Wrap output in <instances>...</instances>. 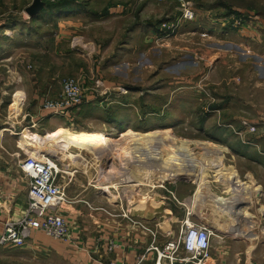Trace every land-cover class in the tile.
I'll use <instances>...</instances> for the list:
<instances>
[{
	"label": "rangeland",
	"instance_id": "1",
	"mask_svg": "<svg viewBox=\"0 0 264 264\" xmlns=\"http://www.w3.org/2000/svg\"><path fill=\"white\" fill-rule=\"evenodd\" d=\"M31 1L0 0V43H7L0 44V135L8 149L15 148L22 155L53 154L59 167L69 173L61 178L66 191L77 175L80 183L100 186L104 195H117V189L131 206L124 207L126 211L150 218L153 200L143 202L148 195L155 197L153 179L187 176L176 173L172 164L176 148L191 160L187 140L216 144L191 122L253 119V57L235 44L241 28L232 26L233 13L220 0L210 2L221 15L202 18L207 19L202 21L207 29L202 31L204 36L200 33L178 40L173 38L180 34L165 36L159 29V23L177 15L175 2L148 0L142 6L144 0H42L41 9L31 17L26 12ZM231 1L255 4L254 0ZM63 2L72 11L50 10ZM250 20L244 24L249 25ZM61 33L64 37L59 39ZM67 77L78 79L84 87L80 105L65 117L47 115L49 121L41 127L32 128L28 115L21 126L10 125V118L21 114V109L40 112L41 99L56 96ZM242 77L246 82L243 90ZM42 78L47 80L45 86L39 83ZM171 122L178 124L162 128ZM129 129L143 135L122 138L123 131ZM25 131H30V136L22 138ZM60 133L81 140L113 141L98 150L99 156L66 148L65 142L63 152L54 143ZM17 140L19 148L12 147ZM191 148L196 155L204 152L202 144H191ZM228 167L226 164L222 171L234 170ZM170 168L168 174L173 176L164 174ZM138 205L141 207L136 209ZM214 226L212 249L221 242L219 225ZM178 227L173 224L175 232ZM25 243L0 244V257L12 259L7 263L0 260V264H70L54 252L29 251L23 248Z\"/></svg>",
	"mask_w": 264,
	"mask_h": 264
},
{
	"label": "crops",
	"instance_id": "2",
	"mask_svg": "<svg viewBox=\"0 0 264 264\" xmlns=\"http://www.w3.org/2000/svg\"><path fill=\"white\" fill-rule=\"evenodd\" d=\"M147 1L142 0V6H146ZM188 1L192 4L196 17L184 22L173 34L180 35L173 39L198 36L207 30L202 22L207 19L202 18L221 15L217 13L219 10L214 8L211 0ZM168 2L172 3L169 0L161 3ZM254 2L250 6L238 5L231 0H220L219 3H223L224 8L240 11L247 19H251V24L237 31L235 44L242 50L249 51L253 57L251 94L255 108L253 119L249 122L255 125L256 130L251 132L239 120L191 122L193 128L202 131V135L216 144L203 140H187L192 160L190 164L193 165L192 173L186 177L165 178L162 185L157 183L159 180L156 177L155 197L148 195L143 202L148 204L153 200L154 205L150 204L154 206V214L150 218L145 216L143 221L149 225L159 224L156 241L160 245L170 238L171 233L177 232L173 229V224L177 223L179 226L185 217L212 228L218 224L219 227L216 228L219 230L221 242L211 250L207 264H264V0ZM176 10L178 14V7ZM114 11L115 9L109 14ZM223 23L225 22L222 21ZM62 37L63 33L59 35V39ZM39 83L44 85L47 80L42 78ZM241 86V90L245 89L244 77ZM34 94L36 95L35 91ZM23 111L21 109L22 115L10 118L12 127L21 126L27 115L33 123V118L40 114L33 128L44 126L49 121H46L49 115L47 112L36 113L32 109ZM177 124L178 122H171L162 128H174ZM191 144H202L204 152L196 155ZM19 146L18 140L14 141L12 147ZM22 156L24 155L15 151V148L8 149L0 135V232L7 221L20 218L26 206L28 182L18 168V160ZM226 164L234 167V170L228 167L229 169L222 171ZM72 179L74 182L67 185L69 200L62 204L72 241L54 239L42 231L32 230L23 248L46 254L54 252L70 264H100L101 260L109 259L134 264L148 245L150 236L141 233L137 225L122 216L124 207L131 206L118 197V194L104 195L100 186L92 189L80 183L77 175ZM111 188L115 189L116 186L111 185ZM116 191L119 193L117 189ZM101 195L107 199H103L105 197ZM138 206H135L136 209L141 207ZM131 215L142 220L141 215ZM108 240L115 242L111 251L106 249ZM153 258L154 254L150 253L140 264H153ZM0 260H5V263L12 261L9 257H0Z\"/></svg>",
	"mask_w": 264,
	"mask_h": 264
},
{
	"label": "built area",
	"instance_id": "3",
	"mask_svg": "<svg viewBox=\"0 0 264 264\" xmlns=\"http://www.w3.org/2000/svg\"><path fill=\"white\" fill-rule=\"evenodd\" d=\"M169 1L177 3L179 13L172 19L160 23L159 29L166 33L165 36L175 34L184 22L196 17L195 10L188 0ZM232 17H234L232 26L242 28L245 25L247 19L245 16L233 14ZM201 35L204 36V33ZM83 99L84 87L80 81L67 77L61 81L60 92L56 96L45 95L41 99L39 110L65 117L74 107L80 105ZM242 122L251 132L256 130L255 125L249 121ZM31 127H34V123ZM18 168L28 182L26 206L20 218L4 224L0 232V244L23 245L32 230L42 231L54 239L72 241L73 237L62 206L69 200V196L65 180L61 178H65L64 175L69 173L64 172L65 169L59 167L57 158L48 152H30L22 156L18 160ZM158 180L157 183L162 185L164 179ZM117 194L120 197L118 192ZM121 214L130 219L132 224L137 225L141 233L150 236L148 245L138 255L134 264H140L150 253L154 254L153 264H203L204 260L211 256L215 231L207 224L185 217L180 221L177 232L171 233L170 238L160 245L156 241L158 223L149 225L143 219H136L126 210H122ZM114 246L115 242L108 240L106 249L111 251ZM99 263L125 264L117 259L101 260Z\"/></svg>",
	"mask_w": 264,
	"mask_h": 264
},
{
	"label": "bare ground",
	"instance_id": "4",
	"mask_svg": "<svg viewBox=\"0 0 264 264\" xmlns=\"http://www.w3.org/2000/svg\"><path fill=\"white\" fill-rule=\"evenodd\" d=\"M150 134V133H149ZM131 135H143L142 133H139V132H136L132 129H129L128 131H123V133L121 134V137L122 138H125L127 136H131ZM30 136V131H25L23 134H22V138H26ZM148 136V134H147ZM55 139V145L56 147H59L60 150L63 149V152L65 151V147L63 146V142L66 143V148L67 147H73L75 150H80V151H90V152H97L96 154H98V156L100 155L98 152V150L100 149H105L107 146H109L113 140H111V138L109 139H99V138H87V139H84V140H81L79 138H76V137H68L66 136L65 134L63 133H60L59 135H57L56 137H54ZM53 140V139H52ZM59 144V145H58ZM61 145V146H60ZM139 147L137 146V149ZM176 148V147H175ZM72 149V148H71ZM94 150V151H93ZM140 150V149H139ZM188 155V154H187ZM186 155V152L180 148H176V151H174V154H173V159L171 160L172 161V164L174 165V169L176 171V173H178L177 171H179L180 174H183L181 176H186L188 174H191L192 171H193V168H192V161L190 160V158ZM100 158V157H99ZM147 165V163L145 164ZM191 165V166H189ZM68 167V166H66ZM172 168V167H171ZM171 168L169 169V171H167V173L165 172L164 174L166 175H172V174H168L169 172H171ZM177 168V169H176ZM66 170H64L65 172ZM186 173V174H185ZM185 174V175H184ZM173 176V175H172ZM233 180V178H231ZM134 180V179H133ZM130 182V181H129ZM135 182V180H134ZM235 184V183H234ZM133 185V184H132ZM233 185V184H232ZM233 188V187H232ZM237 189V188H236ZM240 189V188H239ZM242 192V191H241ZM240 193V192H239ZM237 194V192H236ZM238 195V194H237ZM240 195H238L237 197H239ZM241 199V198H240ZM203 202V201H202ZM234 202V201H233ZM236 203V202H234ZM231 204L230 206L234 205ZM229 207V206H227ZM226 207V208H227ZM229 210V209H228ZM227 210V212H228ZM232 210V208H231ZM233 211V210H232ZM231 212V211H230ZM238 212V211H237ZM225 213V211L223 212ZM247 213V212H246ZM237 215V213H235ZM250 221V220H249ZM208 263V259L207 260H204L203 264H207Z\"/></svg>",
	"mask_w": 264,
	"mask_h": 264
},
{
	"label": "trees",
	"instance_id": "5",
	"mask_svg": "<svg viewBox=\"0 0 264 264\" xmlns=\"http://www.w3.org/2000/svg\"><path fill=\"white\" fill-rule=\"evenodd\" d=\"M62 5V6H61ZM61 6V7H60ZM61 8H63V10H64V12L65 11H72V10H69V5L68 4H66L65 2H63V3H58V4H56V5H54V6H52L51 8H50V10L51 11H56V12H61L59 9H61ZM73 9V8H72ZM74 11V10H73ZM229 13H233V14H235V15H238V16H241V15H245V14H243L242 12H240V11H236V10H232L231 9V12H229ZM245 17L247 18V16L245 15ZM159 25H160V23H159Z\"/></svg>",
	"mask_w": 264,
	"mask_h": 264
},
{
	"label": "water",
	"instance_id": "6",
	"mask_svg": "<svg viewBox=\"0 0 264 264\" xmlns=\"http://www.w3.org/2000/svg\"><path fill=\"white\" fill-rule=\"evenodd\" d=\"M42 7V0H33L26 8V12L33 17Z\"/></svg>",
	"mask_w": 264,
	"mask_h": 264
}]
</instances>
